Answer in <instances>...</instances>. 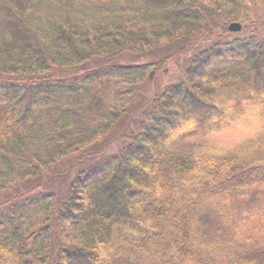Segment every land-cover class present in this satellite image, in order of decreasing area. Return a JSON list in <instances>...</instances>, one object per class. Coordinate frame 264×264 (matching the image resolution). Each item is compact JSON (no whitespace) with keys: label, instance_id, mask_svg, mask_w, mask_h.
I'll list each match as a JSON object with an SVG mask.
<instances>
[{"label":"trees","instance_id":"trees-1","mask_svg":"<svg viewBox=\"0 0 264 264\" xmlns=\"http://www.w3.org/2000/svg\"><path fill=\"white\" fill-rule=\"evenodd\" d=\"M262 11L0 0V264H264Z\"/></svg>","mask_w":264,"mask_h":264},{"label":"rangeland","instance_id":"rangeland-1","mask_svg":"<svg viewBox=\"0 0 264 264\" xmlns=\"http://www.w3.org/2000/svg\"><path fill=\"white\" fill-rule=\"evenodd\" d=\"M259 15L261 16L260 20H263L264 11L260 12ZM163 50L164 49H161L159 50V52L161 51L160 53L162 54ZM173 53L174 51H170V52L165 51L164 55H172ZM149 58H150L149 55H146L143 57L144 60H147ZM128 62H131V61H128ZM181 76H182V73H181L180 67L176 63L171 62L166 71V74L158 75V79L153 81V83L148 81V84L151 86V89L147 91L148 95H150L149 97H152L151 94L163 92L167 86L178 82ZM149 97H145V99H148ZM250 128H251V124L244 122L241 125H237L231 129H228V130L222 131L221 133L210 136L208 139L205 140V143H212V144H216L222 147H229L233 143H235L239 137H242L248 134L250 132ZM116 146L117 144L113 142L110 150L115 149ZM66 168H67V165H63L55 174V176L56 175L59 176L60 179L62 180L60 184L58 185L60 188H62L64 185V180H65L64 176L67 175L65 171ZM71 175H72L71 177L73 178L74 173H71ZM47 179L53 180V178H50V179L47 178ZM43 183L47 185L48 181L45 180L43 181Z\"/></svg>","mask_w":264,"mask_h":264},{"label":"water","instance_id":"water-1","mask_svg":"<svg viewBox=\"0 0 264 264\" xmlns=\"http://www.w3.org/2000/svg\"><path fill=\"white\" fill-rule=\"evenodd\" d=\"M241 29H242V26L239 23H232L229 26V30L232 32H239V31H241ZM152 76H153V73L151 74V77Z\"/></svg>","mask_w":264,"mask_h":264}]
</instances>
